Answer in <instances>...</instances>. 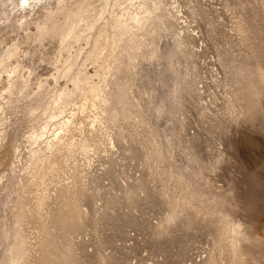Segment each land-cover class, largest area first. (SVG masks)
<instances>
[{
	"label": "rangeland",
	"instance_id": "1",
	"mask_svg": "<svg viewBox=\"0 0 264 264\" xmlns=\"http://www.w3.org/2000/svg\"><path fill=\"white\" fill-rule=\"evenodd\" d=\"M76 1L29 0L25 6L24 0H0L1 48L19 46L8 69L20 70L14 94L0 110V127H6L0 264H11L18 242L22 182L31 178L27 136L49 121L50 138L72 112L74 137H89L92 146L90 153L80 152L84 159L78 153L76 166L71 163L73 172L81 167L75 172L84 179V216L70 234L74 256L66 264H203L209 255L214 264H264V182L243 167L234 142L245 122L264 119V0H180L188 20L171 18L175 27H165L167 21L146 25L137 34L143 49L120 75L122 84L110 76L114 82L107 89L125 96L126 111L113 118L78 92L66 106L69 113L51 118L59 94L75 93L81 68L95 72L93 64H84L94 39L62 48L67 10ZM73 58L71 72L62 75ZM111 96L103 108L116 105ZM71 173L49 185L51 203L40 222L22 218L28 239L22 264L37 263L41 222L50 226L46 237L62 239L59 226L51 225L52 210L58 187L71 184ZM174 200L185 205L176 206V219L167 222ZM220 221L238 227L236 259Z\"/></svg>",
	"mask_w": 264,
	"mask_h": 264
},
{
	"label": "bare ground",
	"instance_id": "2",
	"mask_svg": "<svg viewBox=\"0 0 264 264\" xmlns=\"http://www.w3.org/2000/svg\"><path fill=\"white\" fill-rule=\"evenodd\" d=\"M63 2L64 0H61L60 4ZM29 4V0H24L23 5L28 6ZM180 4V0H77L76 3L71 5L67 10L65 29L61 33L62 48H67L68 51H70L71 44L81 43V41H85L88 44L94 39L93 45L91 46L92 49L87 54L84 64H93L95 72L91 74L86 67H82L77 81L74 82L76 86L75 93L62 91L56 101L55 108H57V113L50 117L53 118L58 116L59 118V116L65 114V112L69 110H66V106L72 102L74 96L78 92H82L85 98L91 97L93 105L102 107V109L108 111L113 118H116L120 113L122 114L121 110H125L127 100L125 96L122 97L121 94L108 91L109 84L114 82V80L120 84V75H122L125 68L132 64L136 57H138L139 50L143 49L144 45L143 39L141 40L138 37V32L145 29L146 25L155 24L157 21L160 23L161 21H167L165 27H175L174 21L176 22L177 18L183 19L185 22L188 20L185 14L189 12L184 11ZM193 12L196 14L195 11ZM171 18H173L174 21ZM168 20L171 21L168 22ZM100 23H102L101 26H99ZM189 36L191 39H197V33H189ZM1 43L2 42H0V48ZM182 45L184 46V43ZM202 46H204V44H202ZM18 47L17 44H14L8 48L6 47L7 49H0L2 53V58L0 59V85H2V88H0V96L4 100V103L0 101V110L4 109V104L7 103L8 100L11 99L12 94H14V84L20 70L18 65L8 69V64L11 62L12 58L16 56ZM198 52H200V50L196 53ZM75 62L76 58L66 61L61 70L62 75L67 76L71 72ZM260 75L264 80L263 69L260 70ZM110 76H114V80ZM119 89L121 90L122 88ZM111 95L114 96L116 105L110 110L106 107L103 108V104L105 106V104L112 99ZM86 101L83 102V105L85 103V108L89 106L86 105ZM90 106L89 108H91ZM80 110L82 109H79V111ZM79 111L78 113L80 114ZM89 111L91 110H88V112ZM67 113H69V111ZM83 113L85 112L83 111ZM57 120L58 119L55 121ZM75 120H77L76 112H72L70 115L67 114L65 119L63 118L58 125L56 124L57 127L53 129L55 131H53L50 138L47 134L50 128L49 121L43 122L39 128L33 130L27 136L32 146H30V149H28L29 147L26 148V151L28 150L27 157L25 156L26 153L22 155L27 158L25 163L27 162L29 165V174L32 179L26 178L22 182L21 203L23 207L20 208V223L17 227L18 242L12 251L11 264H22L26 259L28 239L24 234L21 223L22 218L30 217V219L40 222L43 216V210L49 208V202L51 203L49 199H51L52 196L50 197L51 194L49 195V185L52 183L60 184L62 178L68 174L69 171L72 172L70 174L72 182L70 181L71 184L61 183V186L58 187L57 193L55 194L56 208L52 210L53 221L51 225L59 226V229L62 230V236H60L62 239L59 240L58 238L46 237V234H49L48 229L50 226L41 222L40 230L43 236L39 240L38 259L36 264H56V261H58V264H66L68 258L72 257L73 259V241L70 234L80 229V223H82L81 220L84 216V209L81 207L83 206L81 198L85 195V189L82 183L84 180L82 174L79 175V172H75L76 170L79 171L81 167L78 166L79 169L76 167L74 172L71 171V168H74L73 165L76 166L77 164L75 161L78 153L83 157L84 153L85 155L87 152L90 153L88 150L92 146L89 137L83 136L80 140L74 137ZM50 122L53 121L50 120ZM93 122L97 123V121ZM97 125H95V127H97ZM77 126L76 124V128ZM5 128L6 127L3 126V128L0 129V150L2 148L1 143L3 137L6 133ZM92 128L94 127L92 126ZM96 129L90 131L95 132L99 130V128ZM80 130L84 129L80 127ZM86 130L89 129L87 128ZM77 132L78 134L80 133L79 131ZM103 132L104 130L102 133ZM46 134L48 137H46ZM44 137L46 139H44ZM90 150L92 151V149ZM80 152L83 153V156ZM22 155L19 160L23 159ZM2 161L3 159H0V165H2ZM21 163H23V161H21ZM71 163H73V165H71ZM30 192H34V197L31 198V195H29ZM183 203L185 202L179 203L178 200H174V209L173 212L167 216V222H172L176 219L178 214L176 206L183 207V205H185ZM220 224L222 230L228 233V237L225 238V245L233 251L234 258L236 259L238 257V239H233V235H237L238 227L235 224L228 225L224 221H220ZM59 255H62V258H64H59L61 262L58 260V257H60ZM209 256L210 257L203 262V264H214L212 255ZM69 260L68 262H70Z\"/></svg>",
	"mask_w": 264,
	"mask_h": 264
},
{
	"label": "crops",
	"instance_id": "3",
	"mask_svg": "<svg viewBox=\"0 0 264 264\" xmlns=\"http://www.w3.org/2000/svg\"><path fill=\"white\" fill-rule=\"evenodd\" d=\"M234 142L243 167L264 182V119L245 122L238 128Z\"/></svg>",
	"mask_w": 264,
	"mask_h": 264
}]
</instances>
